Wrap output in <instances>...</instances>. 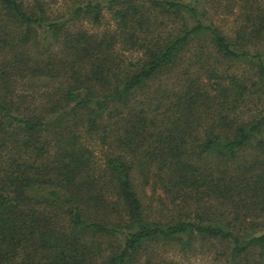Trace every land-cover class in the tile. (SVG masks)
Returning a JSON list of instances; mask_svg holds the SVG:
<instances>
[{
    "label": "trees",
    "instance_id": "16d2710c",
    "mask_svg": "<svg viewBox=\"0 0 264 264\" xmlns=\"http://www.w3.org/2000/svg\"><path fill=\"white\" fill-rule=\"evenodd\" d=\"M225 1L0 0V264H264V0Z\"/></svg>",
    "mask_w": 264,
    "mask_h": 264
},
{
    "label": "rangeland",
    "instance_id": "374dc122",
    "mask_svg": "<svg viewBox=\"0 0 264 264\" xmlns=\"http://www.w3.org/2000/svg\"><path fill=\"white\" fill-rule=\"evenodd\" d=\"M49 1V0H48ZM75 0H51V8L54 11L60 12L62 7L64 8L65 5H73ZM205 2L210 5L211 4H217L214 9L217 10V7L220 3L223 5L226 3L225 0H205ZM211 6V5H210ZM211 15H216L215 19H219L218 14H216L215 10L211 9L210 11ZM228 64V65H226ZM224 63L225 67L231 66L232 69H239L243 70L246 68L245 63ZM197 249L199 250L198 253H193V251L188 252V250H177L178 254L175 255L176 260H182L185 264H220L219 260L216 259V255H214V247L208 244H196ZM185 256V257H184ZM222 264V263H221Z\"/></svg>",
    "mask_w": 264,
    "mask_h": 264
}]
</instances>
